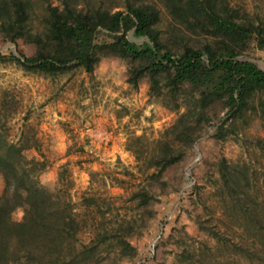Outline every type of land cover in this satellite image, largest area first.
Instances as JSON below:
<instances>
[{
    "label": "trees",
    "instance_id": "obj_1",
    "mask_svg": "<svg viewBox=\"0 0 264 264\" xmlns=\"http://www.w3.org/2000/svg\"><path fill=\"white\" fill-rule=\"evenodd\" d=\"M157 1L178 23L166 36L155 27ZM37 4L43 15L32 30ZM108 5V0H0L1 38L35 48L30 55L0 52V62L50 76L78 67L91 75L101 57L115 56L127 62L130 85L137 87L147 78L149 95L178 114L157 137L145 132L127 135L125 149L134 157L135 171H125L148 178L149 187L131 191L139 207L160 199L153 184L209 127L214 128L213 138L223 140L235 130L236 121L249 123L250 115L264 123V70L240 57L252 47L264 49V19L240 15L229 0H124L125 8L114 11ZM184 28L210 40L191 42ZM129 32L147 39L134 43ZM18 102L13 94L0 96V264H97L96 249L111 236L132 256L134 220L112 223L107 217L110 205L98 202L92 193H83L79 203L73 201L67 165L58 170L56 188L39 181L49 159L37 132L26 123L27 113L16 141L7 138L10 112ZM257 142L264 157V139ZM29 149L38 157H28ZM218 166L220 193L229 199L225 211L248 242L239 244L237 253L248 263H264V198L251 184L258 176L264 179V164L258 175L246 163L228 165L222 159ZM18 208L22 215L15 220L12 213Z\"/></svg>",
    "mask_w": 264,
    "mask_h": 264
},
{
    "label": "rangeland",
    "instance_id": "obj_2",
    "mask_svg": "<svg viewBox=\"0 0 264 264\" xmlns=\"http://www.w3.org/2000/svg\"><path fill=\"white\" fill-rule=\"evenodd\" d=\"M60 1L50 0L51 4ZM229 1L240 15L264 19V0ZM157 2L160 13L155 27L161 36H166L178 23ZM108 4L112 11L125 8L124 0H108ZM42 15L43 7L37 4L32 13V30L40 26ZM183 30L191 42L210 40L206 35ZM128 37L134 43L147 39L131 32ZM103 38L100 35L99 40ZM9 51L30 55L35 48L22 40L13 44L0 36V52ZM240 57L253 60L264 70V49L252 47ZM126 77L127 62L115 56L101 57L91 75L78 67L50 76L0 62V96L13 94L19 99L10 112L7 138L16 141L22 115L27 113L26 123L37 132L40 147L49 159V167L40 173L39 181L56 188L58 170L62 164L67 165L73 179V201L79 203L83 193H92L98 202L110 205L107 217L112 223L134 220L136 234L130 243L135 253L130 256L124 252L123 243L111 236L98 245L97 264H251L237 253L238 245L248 242L225 211L229 199L220 193L223 183L218 165L222 159L228 165L246 163L256 175L261 174L264 157L257 141L264 139V123L250 115L249 123L236 121L235 130L223 140L213 138L214 128L209 127L194 148L163 171L159 182L153 184L160 199L138 207L137 200L131 199V191L147 187L148 178L125 171H135L134 157L125 149L127 135L145 132L150 138L157 137L178 113L149 95L147 78L135 87ZM25 154L38 157L33 149ZM251 184L253 189L260 188L263 199L264 179L258 176ZM2 187L0 177V192ZM21 215L18 208L12 218L19 220ZM85 237L82 236L84 242Z\"/></svg>",
    "mask_w": 264,
    "mask_h": 264
},
{
    "label": "water",
    "instance_id": "obj_3",
    "mask_svg": "<svg viewBox=\"0 0 264 264\" xmlns=\"http://www.w3.org/2000/svg\"><path fill=\"white\" fill-rule=\"evenodd\" d=\"M253 61V60H252ZM254 62V61H253ZM255 63V62H254ZM256 64V63H255ZM257 65V64H256ZM258 66V65H257Z\"/></svg>",
    "mask_w": 264,
    "mask_h": 264
}]
</instances>
